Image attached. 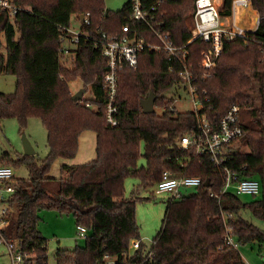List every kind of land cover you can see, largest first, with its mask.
Returning <instances> with one entry per match:
<instances>
[{"label": "trees", "instance_id": "trees-1", "mask_svg": "<svg viewBox=\"0 0 264 264\" xmlns=\"http://www.w3.org/2000/svg\"><path fill=\"white\" fill-rule=\"evenodd\" d=\"M196 0H140L153 28L169 34L175 48H184V64L191 67L195 88L207 118L218 121L232 106H238L243 137L239 149L226 157L224 167L242 178L259 181L258 200L244 204L231 194H220L223 174L209 158H196L193 150L177 147V140L196 129L195 115L180 113L173 99L163 94L179 85L177 58L165 52L144 51L135 69L124 67L118 75V125L104 120L105 91L102 78L106 63L96 43L101 34L118 35L124 25L152 44H158L149 23L130 21L132 0L116 12L104 0H15L23 11L4 27L0 43V76L13 75L15 92L0 93V123L13 118L21 130L27 121L39 118L47 134L48 155L40 160L23 154L12 160L0 157V166L22 167L28 173L11 195L2 236L16 241L27 256L24 264H48L47 240L38 230L39 213L54 210L71 215L75 227L87 230L84 246L73 251L57 250L56 264H244L236 244L257 243L264 260V231L242 217L249 211L264 223V0H250L262 17L247 39L223 44L215 67L203 76L200 54L210 46L192 39L187 23L192 21ZM233 0H222L221 17L232 14ZM80 22L81 36L70 50L71 67L61 53L65 30L72 16ZM88 25L80 21L86 16ZM178 59L180 57L178 56ZM79 78L90 99L73 102L68 84ZM152 92L154 109L143 114L140 101ZM204 99H207L205 101ZM84 103H89L90 108ZM85 130L95 134V159L79 165L62 164L58 179L48 176L57 158L71 159L78 138ZM143 146V153L140 148ZM145 166H138L140 158ZM174 176L198 177L202 185L180 199H168L161 226L148 248L139 238L136 199L124 196V181L136 178L140 187H154L164 171ZM208 180L209 187L203 186ZM209 191L217 198L209 197ZM236 240V246L227 238ZM139 242L130 252L132 242Z\"/></svg>", "mask_w": 264, "mask_h": 264}, {"label": "built area", "instance_id": "built-area-1", "mask_svg": "<svg viewBox=\"0 0 264 264\" xmlns=\"http://www.w3.org/2000/svg\"><path fill=\"white\" fill-rule=\"evenodd\" d=\"M252 9L250 0H233L232 14L228 17H221L218 6H214L212 0H196L195 11L192 17V39H200L204 43L209 44L208 51L200 54V62L198 68L203 76L207 75L215 67L217 58L221 55L223 44L236 39H247L248 33L255 32L259 26L262 17L256 20L254 27L247 30L239 27L237 13ZM23 11V9L15 3V0H0V43H4V27L7 22H12L14 18ZM82 16V21L88 25V19ZM130 21L143 22L148 24L149 14L140 6V0H132ZM229 19L228 23L225 20ZM150 24V23H149ZM153 28L149 25V29L158 41V44H152L143 37H139L137 33H131L127 25L122 26L118 35L101 34L96 43L101 47V56L106 63V72L102 78V87L105 91L104 103V120L109 127L118 125V75L124 67L135 69L139 56L144 51L149 52H165L173 58H177L182 66L177 73L179 85L191 96L190 104L192 105V114L195 115L196 129L181 136L177 140V147L183 150L192 149L196 158H209L214 168L220 169L223 174L222 187L220 194H231L240 198L241 196H250L257 199L261 195V185L258 180L252 178H242L239 173L223 166L226 157L232 152V146L240 141L243 137V128L239 120L238 106H232L227 113L218 121H211L207 118L206 109L201 103L200 98L191 85L194 80V74L191 67L184 64L187 51L184 48H175L170 42L169 34L163 33L162 29ZM67 35L64 42H69L73 48L78 43L80 37L87 39L88 35L81 36L79 33L65 30ZM69 48H62L60 51L65 55L70 54ZM178 56L180 59H178ZM86 99L82 98L83 103ZM207 101V99H204ZM84 105L90 108L89 103ZM19 179H16L12 168L0 166V245H3L10 259V264H24L27 256L23 253L16 241L6 240L1 233L5 216L9 211V201L11 195L17 190ZM202 185V181L198 177L174 176L170 170L164 171L160 180L154 186V195L167 196L168 199L177 200L184 194L182 190H196ZM209 197L217 198V194L209 191ZM87 230L83 226L76 227V237L86 238ZM227 243L235 246L231 237L227 238ZM139 247V242H132L129 251H135ZM107 264H113L106 259Z\"/></svg>", "mask_w": 264, "mask_h": 264}, {"label": "rangeland", "instance_id": "rangeland-1", "mask_svg": "<svg viewBox=\"0 0 264 264\" xmlns=\"http://www.w3.org/2000/svg\"><path fill=\"white\" fill-rule=\"evenodd\" d=\"M129 0H104L105 8L108 11L116 12ZM214 6L220 8L222 0H212ZM237 20L239 27L251 30L254 27L256 20L260 18L256 11L247 9L237 13ZM230 20L226 19L225 23ZM190 30L192 29V21L187 23ZM80 22L73 15L70 19L69 29L73 33H79ZM64 48L73 49V45L69 42L63 44ZM71 54L63 57V63L66 68L71 66ZM178 78V76H177ZM179 80V78H178ZM16 80L13 75L0 76V93L12 94L15 92ZM70 94L73 96L79 94L82 89H86L82 85L79 78L68 84ZM164 98L173 99V107L180 113H192V105L190 104L191 96L184 89L182 85L175 86L169 92L163 94ZM82 98L90 99V92L83 93ZM81 98V99H82ZM155 113L160 115L162 109H155ZM25 135L31 143L35 157L42 160L48 155L47 148V134L39 118L32 117L27 121L24 130H21L17 121L13 118L6 119L0 123V157L8 155L10 159L16 160L23 154L21 137ZM239 149L240 152H248V148L236 143L232 149ZM143 153V146L140 148ZM95 134L92 130L83 131L78 138V148L75 156L71 159L57 158L53 161L48 176L50 178L58 179L60 177V166L79 165L91 162L95 159ZM138 166H145L144 158H140ZM16 179L26 180L28 178L27 170L24 166H11ZM154 187L142 188L136 178L128 177L124 181V196L126 198L136 199L135 218L139 227V238L148 248L151 246L152 239L156 236L160 229L161 222L165 212V202L168 200L167 196L154 195ZM184 195L192 193L190 189L182 190ZM250 196H241L242 203L247 204L254 200ZM242 217L248 222L252 223L258 230L264 231V223L252 216L249 211L242 212ZM38 230L41 235L47 240V256L48 264H56L54 254L57 250L73 251L76 246L82 247L85 243V238L76 237L75 221L71 215L60 214L54 210H43L39 213ZM234 244L236 240L232 238ZM237 245V246H236ZM238 252L244 264H264V260L259 254V245L257 243L236 244ZM262 251L264 247H262ZM133 252V251H131ZM0 264H10V259L7 251L3 245H0Z\"/></svg>", "mask_w": 264, "mask_h": 264}, {"label": "water", "instance_id": "water-1", "mask_svg": "<svg viewBox=\"0 0 264 264\" xmlns=\"http://www.w3.org/2000/svg\"><path fill=\"white\" fill-rule=\"evenodd\" d=\"M82 16H80V21H82ZM85 92L84 89H82V91L79 94H75L72 96V101L73 102H78L81 100L83 93ZM156 97L155 95L150 92L148 94V96L140 101V107L141 110L143 112V114H152L154 113V103H155ZM21 143H22V149H23V155L26 157H31L35 155V151L31 145V143L29 142V140L27 139V137L23 134L21 137ZM203 186L208 188L209 187V181L206 180L203 183Z\"/></svg>", "mask_w": 264, "mask_h": 264}, {"label": "crops", "instance_id": "crops-1", "mask_svg": "<svg viewBox=\"0 0 264 264\" xmlns=\"http://www.w3.org/2000/svg\"><path fill=\"white\" fill-rule=\"evenodd\" d=\"M252 10V9H251ZM252 11H254V10H252ZM158 109V108H157ZM155 110V109H154ZM163 110V109H162Z\"/></svg>", "mask_w": 264, "mask_h": 264}]
</instances>
